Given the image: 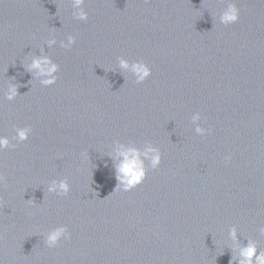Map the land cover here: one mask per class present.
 Instances as JSON below:
<instances>
[{
  "label": "water",
  "instance_id": "95a60500",
  "mask_svg": "<svg viewBox=\"0 0 264 264\" xmlns=\"http://www.w3.org/2000/svg\"><path fill=\"white\" fill-rule=\"evenodd\" d=\"M227 2L85 0L81 22L71 0H0V134L32 130L0 153L3 264H229L233 227L264 250V0H234L225 26ZM41 50L59 66L49 87L26 70ZM117 141L161 153L128 192H113ZM53 179L70 192L48 193ZM61 225L70 239L48 248Z\"/></svg>",
  "mask_w": 264,
  "mask_h": 264
},
{
  "label": "clouds",
  "instance_id": "9594fccd",
  "mask_svg": "<svg viewBox=\"0 0 264 264\" xmlns=\"http://www.w3.org/2000/svg\"><path fill=\"white\" fill-rule=\"evenodd\" d=\"M85 0H71L73 8V18L85 22L88 19V13L84 9ZM240 19V9L237 7L234 0H228L226 7L219 15V23L222 25H232L238 23ZM55 39L47 41V46L52 47L56 45ZM75 44V38L72 36L67 37V42H60V47L70 48ZM118 67L130 73L137 84L143 83L151 76V69L143 61L130 63L124 58L118 59ZM27 71L32 73L33 79H38L40 84L44 87L52 86L57 81V72L59 66L53 60L43 54L39 56H31L30 62L27 64ZM18 96L17 86L10 85L7 90L3 92V98L7 101H14ZM201 117L199 113L193 114L191 117L192 123L196 125L195 132L198 135H205L207 129L200 126L199 121ZM15 136L10 138L7 135L0 134V153L3 151L14 148L17 143L25 142L29 139L31 128L28 126L17 127L14 129ZM113 160V168L115 171L116 187L115 191L128 192L138 185H140L147 177L148 167L156 169L161 164V153L157 147L152 144H145L143 148H138L131 144H124L114 142L113 155L110 156ZM227 160V158H226ZM147 162V166L146 163ZM48 193H54L59 196H65L70 192V185L66 179L55 180L53 179L47 186ZM261 235H264V227L259 229ZM229 239L234 245V255L232 256L229 264H264V250L258 248V244L253 239H246L247 243L243 244L238 239V233L235 227L231 228L228 233ZM70 239L68 229L61 225L51 229L44 235V244L48 248L56 247L61 240ZM0 264L3 261L0 260Z\"/></svg>",
  "mask_w": 264,
  "mask_h": 264
}]
</instances>
